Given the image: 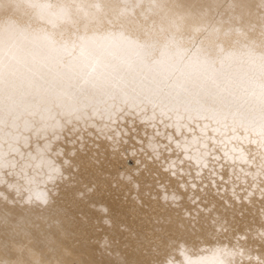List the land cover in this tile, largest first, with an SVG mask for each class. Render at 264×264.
<instances>
[{"label":"bare ground","instance_id":"bare-ground-1","mask_svg":"<svg viewBox=\"0 0 264 264\" xmlns=\"http://www.w3.org/2000/svg\"><path fill=\"white\" fill-rule=\"evenodd\" d=\"M0 264H264V0H0Z\"/></svg>","mask_w":264,"mask_h":264},{"label":"rangeland","instance_id":"rangeland-1","mask_svg":"<svg viewBox=\"0 0 264 264\" xmlns=\"http://www.w3.org/2000/svg\"><path fill=\"white\" fill-rule=\"evenodd\" d=\"M207 83H210L207 81ZM238 83L235 86H231L232 89H229V87H226L225 93H229L228 90H231L230 92H235V93H239L241 94L238 89ZM212 88H217L218 90L221 89V92H223L222 88L218 87V86H212L210 85ZM234 90V91H233ZM229 93V94H231ZM235 94H232V96H234ZM131 118L133 120H136L139 122V116H131ZM143 127L146 126V129L148 130H155L158 131L159 134L163 135V133H166L168 135L171 134V131L169 130V127H166L164 125L163 122H158V121H141L139 122ZM135 128L133 126H130L127 124L126 120H122V138H120V135H118L116 141H112L111 139H107L104 138L102 136V134L100 132H96L93 134H89L88 130H86L84 128V126L75 129L74 130V134H75V139L76 141L79 142L78 137L80 135H82V143L85 146H88L89 148H94V151H97L98 149H96L94 146L91 145H87V141L91 140L94 141L95 144L101 145V144H108L111 149L114 148V150L116 152H118L121 157L123 159L128 160L129 162L133 163L136 166H140V164L137 163V161H139L140 159L143 160H152V163L154 162H158L160 164H162L163 166H165L171 173L172 175H177V173H179V175L181 176L180 180L182 181H187L188 183H190V181H192L191 183H195V184H204L206 186V183L210 180L209 177H211V174L209 175L208 173H206L204 175L205 172H201V173H197V175L195 176V178H193L194 176V171L191 170L188 171H181L180 169H183L185 167V165L176 167L173 164H176L175 161L173 162V156H169L170 152H166L164 150H162V154L160 153L157 157L155 156L154 152L156 150L157 145L153 144L155 142L158 143H164V142H168L169 138L167 136H160L157 137L155 139V142L148 136L143 135V140L142 141H138L134 138V136L140 131H136L134 132ZM111 132H116L115 129H112ZM172 138V137H171ZM108 141V142H107ZM181 141V137L179 138V142ZM59 143H62L61 141H59ZM63 144V143H62ZM234 144H236L237 146H241V147H247L249 142L247 144H244L242 142H235ZM65 146V144H63ZM65 148V147H64ZM176 153V154H175ZM175 155L178 158L181 153L180 152H176L175 151ZM180 154V155H179ZM94 157H98L99 154H97L96 152L93 153ZM167 157V158H166ZM171 157V160H170ZM155 158H157L158 160H156ZM180 158V157H179ZM170 162V163H169ZM188 165V164H187ZM150 175H144L143 178H149ZM217 177V176H214ZM131 180L135 179V176H131L130 177ZM195 180V181H193ZM93 192V195H95L97 193V191L94 188L90 189ZM92 195V196H93ZM98 201V200H96ZM47 208V207H46ZM178 219V215H176V217ZM169 232L160 229L158 230V234L161 235H167ZM199 235H196V238H199ZM143 243V242H142Z\"/></svg>","mask_w":264,"mask_h":264}]
</instances>
